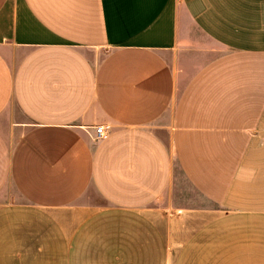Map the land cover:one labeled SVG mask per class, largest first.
Instances as JSON below:
<instances>
[{
  "label": "crops",
  "instance_id": "1",
  "mask_svg": "<svg viewBox=\"0 0 264 264\" xmlns=\"http://www.w3.org/2000/svg\"><path fill=\"white\" fill-rule=\"evenodd\" d=\"M0 264H264V0H0Z\"/></svg>",
  "mask_w": 264,
  "mask_h": 264
},
{
  "label": "built area",
  "instance_id": "2",
  "mask_svg": "<svg viewBox=\"0 0 264 264\" xmlns=\"http://www.w3.org/2000/svg\"><path fill=\"white\" fill-rule=\"evenodd\" d=\"M95 130H96V135L93 138L95 141H99L101 139H105L108 137V132L104 126H97Z\"/></svg>",
  "mask_w": 264,
  "mask_h": 264
}]
</instances>
